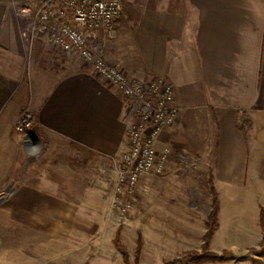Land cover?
Returning a JSON list of instances; mask_svg holds the SVG:
<instances>
[{"label":"crops","instance_id":"crops-1","mask_svg":"<svg viewBox=\"0 0 264 264\" xmlns=\"http://www.w3.org/2000/svg\"><path fill=\"white\" fill-rule=\"evenodd\" d=\"M122 1L115 31H95L90 41L131 83L165 77L174 86L177 119L157 142L172 149L168 171L147 175L163 193L146 202L144 217L121 224L112 214L127 148L121 92L75 51L49 44L57 63L43 67V47L32 49L11 2L0 0V194L18 179L0 204V264H85L91 243L102 264H125L117 233L131 262L141 240L139 264L201 251L207 210L199 215L193 196L170 183L185 162L208 163L219 203L208 250L229 252L198 264H264V253L253 252L264 247V128L253 143V130L240 127L264 110V0ZM27 109L48 157L27 159L15 128Z\"/></svg>","mask_w":264,"mask_h":264},{"label":"built area","instance_id":"built-area-1","mask_svg":"<svg viewBox=\"0 0 264 264\" xmlns=\"http://www.w3.org/2000/svg\"><path fill=\"white\" fill-rule=\"evenodd\" d=\"M21 21V35L30 45L46 38L62 52L75 51L96 73L121 92L124 99L127 148L119 159L113 204L126 218L132 212L140 182L149 174L164 175L172 149L158 147L163 130L173 124L179 112L175 89L165 77L131 83L120 68L109 64L91 41L95 31L111 35L118 26L122 0H9ZM34 117L23 112L16 129L27 142L34 140Z\"/></svg>","mask_w":264,"mask_h":264},{"label":"rangeland","instance_id":"rangeland-1","mask_svg":"<svg viewBox=\"0 0 264 264\" xmlns=\"http://www.w3.org/2000/svg\"><path fill=\"white\" fill-rule=\"evenodd\" d=\"M39 40H42V41H39ZM34 42L35 43L37 42L39 45L41 44V46L43 47L41 49V53L39 56L40 57L39 61H40L41 65L45 68H55V64L57 62H55L56 58H52L54 56V53H52V51L49 47V44L51 45V43L46 38H38V39H35ZM34 42L32 43V49L33 50L35 47ZM46 53L51 54V56L46 55ZM61 53H66V52L61 51ZM73 57H74V59H80L81 62L88 64L79 55L78 56L73 55ZM25 111L32 113V115L35 119V115L31 110L27 109ZM244 122H247V124L250 125V127L249 126L247 127V130H246L247 133H249V131L251 129L253 130V132H250V135H251L250 136V142L254 143V140H257V138L259 136V131H261V129L264 128V110L259 109V110H257V112L255 114L246 115V117L244 118ZM16 131H17V129H16ZM27 152L30 153L29 157L27 156V159L30 160V159L34 158L35 156L40 155L41 153L46 154L47 149L44 145L37 147V145L33 144L32 147L27 148ZM46 157H48L47 154H46ZM45 160H46V162H48L49 159L44 158L43 162ZM40 162L41 161L39 160V163ZM182 169L183 170H181V171L183 173L179 174L177 176H174V178H172L170 180V183L172 184V187L174 188L176 193H189L190 195H192L193 197L191 200L193 202L197 203V207H195V208H197L199 215H201V214L203 215V213H201V212L207 210V213H208L207 221H208L209 215L212 211V203L214 200L213 182H212V178L210 175L211 173L208 170L209 169L208 163L185 162V163H182ZM165 174L164 175H158V176L163 177V176H165ZM161 177H159V178H161ZM146 178H147V175L144 176L143 179L141 180L140 186H139V191L136 194L135 199H134V203H133L134 206H133L132 212L129 215H127L126 218L122 217L119 214L118 209L112 203V207H113V213L112 214H114L116 217H117V215L120 216L121 224L126 223V222L128 223L132 218H134L136 216L137 217L138 216L144 217V214L146 213V211H145L146 202H151V200H153V201L159 200L158 198H160L161 193H163L162 190L160 189V188H162L161 185H163V186L165 185L164 186L165 188L169 187V184H159V186H161V187H158L159 189L155 188L156 186H155V183L152 182V180H153V179H151L152 177H149V179L147 178V180H146ZM17 182H18V179H14V181L10 183V187L8 188V190L5 191L4 193L0 194V204L3 201H5L11 195L13 188L15 187ZM114 192H115V187H114ZM148 198H152V199H148ZM188 210L191 212L194 211V209H192L190 207H188ZM108 228L113 233V230H114L113 227L111 226ZM119 238H120V235H119ZM203 240H204V237H203ZM120 241L122 243L121 238H120ZM113 245H115V247L117 249H119L116 246V244L114 243V240H113ZM94 246H95V244H93V243L90 244V248H89L90 254H89V258L87 259V262L85 264H102V262H100L101 258H98L100 256L101 249L97 248V246H95V247ZM124 247H125V245H124ZM202 249H203V244H202ZM126 250H127V248H126ZM136 251H137V248H136L135 252L133 253V256H134L132 258L133 264H139L140 255L137 258L136 257ZM120 252H121V250H120ZM127 252H128V250H127ZM201 252H203V251L202 250L198 251V250H193V249L192 250H186L183 253H181V255L179 257L171 259L167 264H170L171 262H173L177 259H180V258L182 259L181 264H194L195 262L193 261L192 256H186V255L191 254V253L196 254V253H201ZM253 252H258L259 255H262L264 253V247H262V249L261 250L259 249L258 251L253 249ZM128 255H129V252H128ZM122 256H123V253H122ZM61 261L65 262V259H62ZM123 261L125 264H131L132 263L130 261V258H129L128 263L125 262L124 258H123ZM57 262L59 264H63L58 260H57Z\"/></svg>","mask_w":264,"mask_h":264},{"label":"trees","instance_id":"trees-1","mask_svg":"<svg viewBox=\"0 0 264 264\" xmlns=\"http://www.w3.org/2000/svg\"><path fill=\"white\" fill-rule=\"evenodd\" d=\"M248 126L249 125L247 124V122H244V119H242L241 123H240L241 129L245 131V127H248ZM213 194H214V200L212 203V211H211L209 218H208V221H207L208 230H207L206 234L204 235V243H203V249H202L203 252L196 253V254L191 253V254L186 255V256H192V259L195 262L194 264H198V263H201L204 261H221V260H224L229 255L228 251H224L223 253H215V252H211L208 250L209 242L212 238V235H213L214 231L219 227V223H218L219 203H218L217 193H216V190L214 188H213ZM261 225L264 226V214L263 213L261 214ZM114 243L123 253V258H124L125 262L128 263L129 255H128L126 248L124 247V245L120 241L119 233H117V235L114 239ZM141 247H142V242L139 239L137 251H136V257L137 258L140 255ZM240 258H244V257H240ZM181 263H182V259L180 258V259H177V260L171 262L170 264H181Z\"/></svg>","mask_w":264,"mask_h":264},{"label":"water","instance_id":"water-1","mask_svg":"<svg viewBox=\"0 0 264 264\" xmlns=\"http://www.w3.org/2000/svg\"><path fill=\"white\" fill-rule=\"evenodd\" d=\"M29 142H26V144L28 145V147H32L33 146V144H35V145H37V147L39 146H42L43 144H42V141H41V138L39 137V135L38 134H36V133H34V140H33V142H31V143H29Z\"/></svg>","mask_w":264,"mask_h":264}]
</instances>
